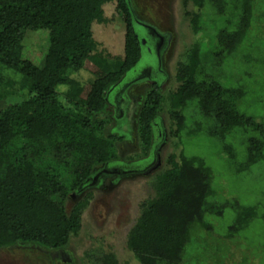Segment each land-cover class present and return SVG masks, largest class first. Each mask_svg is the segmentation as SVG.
Returning a JSON list of instances; mask_svg holds the SVG:
<instances>
[{
    "label": "rangeland",
    "instance_id": "obj_1",
    "mask_svg": "<svg viewBox=\"0 0 264 264\" xmlns=\"http://www.w3.org/2000/svg\"><path fill=\"white\" fill-rule=\"evenodd\" d=\"M136 1L130 8L134 18L133 5L139 8L143 22L135 28L139 39H145L141 56L135 68L107 91L110 114H103L111 131L125 135L119 149L122 160L91 165L69 158L59 164L54 185L69 198L59 195L52 200L67 213L78 206V226L60 249L0 248V264H141L127 246V235L142 202L154 195L155 173L167 167L166 159L172 154L198 158L211 171V193L201 220L187 226L178 264H264V157L246 165L247 140H264V0ZM101 3L105 20L92 22L97 43L92 55L123 57L125 15L116 0ZM25 23L23 54L42 68L48 31L36 14L26 13ZM192 47L200 55L195 79L221 85L227 90L226 101L261 124V129L235 126L221 139L202 100L193 97L178 109L183 122L179 137L168 136L177 123L169 114V95L178 85V64ZM103 74L87 59L70 75L71 83L56 87L59 103L53 117L81 134L89 132L85 101L91 83ZM21 81V75L11 69L0 73L4 105L26 97ZM153 84L159 88L157 93L151 91ZM148 118L153 137L145 152L136 124ZM244 207L255 211L246 225L242 224ZM106 255L112 258L103 259Z\"/></svg>",
    "mask_w": 264,
    "mask_h": 264
},
{
    "label": "trees",
    "instance_id": "obj_2",
    "mask_svg": "<svg viewBox=\"0 0 264 264\" xmlns=\"http://www.w3.org/2000/svg\"><path fill=\"white\" fill-rule=\"evenodd\" d=\"M116 1L126 18L124 56L109 59L92 55L97 46L92 22L105 20L101 0H0V73L5 69L19 73L21 89L28 91L21 101L6 105L0 95V248H62L78 226V206L67 213L61 203L52 200L59 195L61 199L69 198L54 185L58 165L69 158L91 165L122 160L119 149L125 135L107 127L103 117L104 113L110 114L106 93L135 68L141 43L134 29L131 0ZM26 13L38 15L48 31L42 68L23 54ZM199 56L197 48L192 47L178 64V85L169 95V114L177 123L175 132L170 130L168 136L174 133L179 137L183 122L178 109L193 97L207 107L203 109L215 120L221 139L235 126L261 129V124L226 101L227 90L221 85H206L195 79ZM87 59L104 74L91 83L85 109L92 129L81 134L53 117V108L59 103L56 87L71 83L70 75ZM150 86L152 92L159 91L156 84ZM138 113L144 115L143 108ZM136 129L146 152L152 145V119H140ZM254 139L247 140L246 165L264 157V140ZM166 164L155 173L151 182L154 195L142 202L127 235V246L141 264H178L187 241V226L201 220L200 212L211 193V171L200 159L184 154L176 158L172 154ZM254 213L253 207L242 208L241 223L246 225Z\"/></svg>",
    "mask_w": 264,
    "mask_h": 264
},
{
    "label": "flooded vegetation",
    "instance_id": "obj_3",
    "mask_svg": "<svg viewBox=\"0 0 264 264\" xmlns=\"http://www.w3.org/2000/svg\"><path fill=\"white\" fill-rule=\"evenodd\" d=\"M134 2H136V4H137V1H136V0H134ZM131 3L134 4V3H133V0H131ZM132 4H131V5H132ZM133 8L136 10L135 13H137L136 17L133 18V20L135 21V24H134V26H135L134 29H135L136 26H137L138 24H141V23H143V22H142V20H139V19H141V16H140V13H139V8H138V7L136 8L134 5H133ZM137 23H138V24H137ZM135 30H136V29H135ZM162 41H163V40L161 39V42H162ZM141 46H142V45H141ZM156 48H157V47H156Z\"/></svg>",
    "mask_w": 264,
    "mask_h": 264
},
{
    "label": "water",
    "instance_id": "obj_4",
    "mask_svg": "<svg viewBox=\"0 0 264 264\" xmlns=\"http://www.w3.org/2000/svg\"><path fill=\"white\" fill-rule=\"evenodd\" d=\"M138 25H141V24H138ZM139 40H140L141 45L145 42V39L140 38Z\"/></svg>",
    "mask_w": 264,
    "mask_h": 264
}]
</instances>
